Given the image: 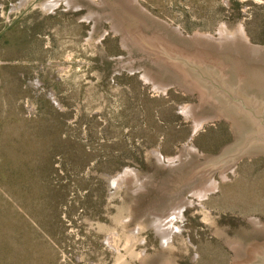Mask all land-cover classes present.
Here are the masks:
<instances>
[{"label":"rangeland","instance_id":"1","mask_svg":"<svg viewBox=\"0 0 264 264\" xmlns=\"http://www.w3.org/2000/svg\"><path fill=\"white\" fill-rule=\"evenodd\" d=\"M245 1L185 0L182 21L181 6L169 0H0V129L9 140L0 158V210L4 197L11 215L6 225L18 227L13 234L0 230V238L13 257L33 254L28 259L39 262L31 264H264V151L231 159L255 129L238 109L219 104L226 96L211 84L222 78L239 91L264 74L259 54H251L253 64L244 60L245 36L262 44L246 32ZM223 8L227 16L217 20ZM219 26L230 32L220 41L177 34L212 33ZM41 48L49 53L42 60ZM29 54L34 57L18 58ZM196 87L198 95L190 90ZM240 95L262 111L259 88ZM164 101L176 115L167 127L150 114ZM186 104H193V116ZM236 117L242 123L237 142ZM77 145L87 153L93 148L79 163ZM61 147L69 154L63 175ZM191 147L199 156L194 152L189 166L181 162L177 172L162 167ZM28 164L45 173V193L69 191L60 206L44 210L45 222L31 214L38 221L32 223L20 211L7 178L12 172L21 192L35 186L40 192L24 169ZM207 174L214 178L209 199H198L191 193ZM188 191L192 196L177 218L171 208ZM55 230V245L45 243Z\"/></svg>","mask_w":264,"mask_h":264},{"label":"trees","instance_id":"2","mask_svg":"<svg viewBox=\"0 0 264 264\" xmlns=\"http://www.w3.org/2000/svg\"><path fill=\"white\" fill-rule=\"evenodd\" d=\"M184 1L185 0H169L170 6H175V8L178 5L181 6L180 8H178L176 10V13L182 18V21L186 19V15H187V11L182 9L186 4L180 3V2H184ZM244 4L249 9V14H248L249 20L245 23V29H246L247 34L251 37V40L253 42H261L262 44H264V39L260 38V37H262L261 34H264V0H260L259 4H256L254 2H251L250 0H247L244 2ZM189 7H190V5H189ZM192 8H195V7L192 6ZM227 10L228 9L223 8L221 10V12L219 13L217 20L225 19L227 16L226 15ZM190 16L191 15H188L187 17H190ZM205 16H206V14H205ZM189 22H190V19L187 20L184 24L189 23ZM254 25L257 28L256 33L253 31ZM199 27H201V28H199ZM199 27L198 28L200 30L204 29V28H202V26H199ZM20 52H21V50H20ZM15 53H17V52H15ZM39 54L41 56V60L49 55L48 50H43L42 48L39 51ZM33 57H34V54H29L25 57L19 56L18 58L31 59ZM23 67H26V66H23ZM2 68L4 69V66ZM14 68H18V67L14 66ZM2 83H4V85H10V82L8 79H2ZM130 100L134 101L132 99V97H130ZM163 103H164L163 109H160L158 111L152 110L150 112V114L156 116L155 118H157V120L162 121L165 124V126L167 127L171 124V121L168 118H172L175 114L169 108V106H167L166 101H164ZM144 112L146 113V111H144ZM0 123L3 124V122L1 120H0ZM1 129H0V158L3 155V149L6 148L8 146V143H9V140L6 139L5 137H3ZM166 134H168L169 138L173 137L168 132ZM48 144H49L48 140L45 141V143H44L45 147H48ZM77 147H79L80 149L77 150ZM35 148H36V142L34 141V146L31 147L30 150L27 149L28 152L31 153L32 160H35L37 157ZM17 150H18V147H16V149L13 150L12 158H15ZM92 150H93V148L91 147L90 151L87 153L83 146L77 145L74 148L76 162L77 163L83 162V160H85V156H87V155L89 156V154H91ZM80 154H82V156H83L82 160L77 159V155L80 156ZM61 155H62V170L60 171V173L63 175L62 171H65V165L67 162V158L69 157V154L67 153V149L65 147H61ZM24 169L26 170V173L30 176V178L33 180V182H35V184H37L39 182L40 192H37L36 186L32 188L31 192H27V191L21 192V188H22L21 182L19 185L16 184V179L18 178V176L16 174L14 175V173L10 172L12 175L8 176L7 178H8V180H11L13 183V194L12 195L15 197L20 211L22 212V211L26 210V212L29 215V218L32 220V223H33V221H36V220H33L31 214H35L36 219L38 221L43 222V220H44V222H45L46 217H45V219L43 217L44 210H46L47 208H53L55 206H60L59 200L63 199L65 194L67 195V192L69 194V191H68L67 187H64L60 193L53 192V191L45 193L44 189H43V176L45 173L42 171V169L40 167H36L34 165H29V164L26 165L24 167ZM48 169H49V171H51V165L49 166ZM18 172H19L18 174H20V172H24V171H21V169L19 168ZM62 180H64V179H62ZM87 189L89 190V188H87ZM89 192H90V190H89ZM73 194H74V192H72L69 196L73 197ZM69 196H68V198H69ZM1 202H4V204H1V210H0V230L4 229V230H6V233L9 231L13 234L16 232L18 227L14 226V225H12L11 227H7V225H6L7 221H9L11 219V215L9 212V204L4 197L1 198ZM86 205L88 206V203H86ZM80 210L83 211L81 208H80ZM97 210L98 209L95 208L96 212H97ZM5 213H8V215H5ZM16 221L23 224L20 219L16 218ZM38 221H36V222H38ZM23 225H21V226H23ZM43 229H47L46 227H44V223H43ZM55 233H56V230L54 231V233H50V232L47 233V238H46L45 243L55 245V242H56V239H55L56 234ZM0 239H1L0 240V264H31V262H33V261L39 262V260H37V259H34V260L28 259L27 256H33V254H28V255L25 254L23 259H21V256L18 253H16L15 256L13 257L14 251L11 252V250L7 247V244H6L4 237L2 235H1ZM26 252L27 251H25L24 253H26ZM45 264H51V263L49 261H46Z\"/></svg>","mask_w":264,"mask_h":264},{"label":"water","instance_id":"3","mask_svg":"<svg viewBox=\"0 0 264 264\" xmlns=\"http://www.w3.org/2000/svg\"><path fill=\"white\" fill-rule=\"evenodd\" d=\"M143 11L146 12L144 9H141V12H143ZM147 16H150V15L148 14ZM200 33H203V32L196 30L195 32H193L191 34H184L183 32H180V35L183 37H192V38H201V39L202 38L205 39V37L220 38V36H219L220 35V26L216 29L215 32H212V33L206 32L207 34H205V35L200 34ZM223 33H227V31H224ZM206 40H212V39H206ZM245 40H246L247 45H248V53L245 55L244 60H246V62H248V63L252 62V64H253L254 58L251 55L253 53L259 54L261 56L260 59H263L264 58V44H254L250 41V39L248 37H246ZM198 64H207V63H205L204 61H199ZM188 66L195 68V71L197 72V67H195V65L193 66L190 63V64H188ZM212 66L213 65H208L205 67V69L211 74L215 73L216 75H219V73H217ZM201 71H202V69L199 72L200 76L203 77L204 80H207L208 82H210L209 80H211V79L209 77H207L205 74H203ZM257 75L259 76V80L257 82L250 83L247 86L242 85V87L240 88L239 91L237 89H231L227 84H224L221 81L222 78H219V79L214 78L216 81L211 80L213 83L210 82L212 84L213 88H216L219 92L223 93L226 96V97H224L223 100L219 99V104L224 105L226 109L231 108V107L238 109V111H240V113L244 116V118L247 119L248 124H251L252 128L255 129L253 133L248 134L246 136L244 141L238 143V144H242V146H241L240 150L236 154H234L233 157L231 158L233 161H238L244 154H246L248 152L259 153V152L264 151V102L262 103V106H261L262 111L261 110L259 111L256 106H253V103H254L253 99L249 100V99H246L245 97L240 95V92H245L246 88L249 86H251L253 88L257 87L260 89V92L263 94V99H264V74H258L257 73ZM194 77H195V74H194ZM219 77H220V75H219ZM249 104L251 106H249ZM240 127H242V123L236 117L235 124L232 125V129L233 128L235 129V133H234V129H233L235 142H237V140L239 139V137L241 135L240 130L242 128H240ZM201 156H205V155L201 154ZM175 164H177V165L172 167ZM161 165H162V167H166V169L169 170L170 172H177L176 170L180 169L179 167L183 166L180 161H178L177 163L172 161V163H170L168 165H166V164H161Z\"/></svg>","mask_w":264,"mask_h":264},{"label":"bare ground","instance_id":"4","mask_svg":"<svg viewBox=\"0 0 264 264\" xmlns=\"http://www.w3.org/2000/svg\"><path fill=\"white\" fill-rule=\"evenodd\" d=\"M150 18H151V16H149ZM153 19V18H152ZM224 31H227V32H229L227 29H225L223 26H220V38H210V37H205V39H215V40H219L220 41V39H223L225 36H226V33H223ZM180 37H181V35H180V32L179 33H177ZM200 34H207V33H200ZM229 34H230V32H229ZM232 36V35H231ZM240 37V39H242V40H244V38L242 37V36H239ZM140 38H142L141 36L139 37V41L141 42V39ZM245 38H246V36H245ZM166 39V38H165ZM198 39H201V38H198ZM233 39V38H232ZM167 40V39H166ZM197 42H201V40H198ZM162 43H165V45L167 46V48H169L170 46H172L169 42H168V44H167V42L164 40V39H162ZM155 45H158V44H156L155 43ZM165 46V47H166ZM182 46V45H181ZM180 47V46H179ZM184 49H185V47H183ZM197 67V71L198 72H200V70H201V68H199L198 66H196ZM199 88L200 87H196V88H190V90H191V92H196L197 93V95L199 94V92H200V90H199ZM202 96V94L200 93V95H199V102L201 101V97ZM199 105H201V104H199ZM186 106H187V110L190 108L191 109V111H187V113L189 114L190 113V116H193L194 114H195V112H192V110H193V108H194V106H193V104L191 105V104H186ZM189 109V110H190ZM224 117V116H223ZM226 118V117H225ZM197 120H198V122H201V119H202V117H199V118H196ZM202 122H205L204 120L202 121ZM200 124V123H199ZM194 152L195 153H197V155L199 154V152L197 151V150H195L194 149V147H191V149L190 150H181L180 152H178V155L174 158V157H172V159L170 160L171 161V163H172V161L173 160H175V163H177L178 161H180V162H183V165H187L188 164V166H189V162H190V160H195V158H193V156H194ZM199 156V155H198ZM200 157H201V155H200ZM199 158V157H198ZM166 165H168V164H170V163H165ZM177 164H175V165H173L172 167H174V166H176ZM229 168H231V169H233L234 167H233V165H231ZM221 174H224V172H220ZM208 175V179L206 180V182L205 183H203V184H200L198 187V190H197V192L195 191L194 193H191V194H193L194 196H196L198 199L200 198H203L204 197V195H206L207 196V198L209 199V193H207L208 191H209V188H211L213 185H214V178L212 177L213 175H209V174H207ZM223 176V175H222ZM190 193H189V191H188V193H187V195L185 194V196H184V198H182V199H180V200H178L179 202H177L176 203V205L173 207V208H171V211L170 212H172V215H174V214H176V215H174L175 217H179L180 215L182 216V210H183V207H186L187 205H188V203H189V197L190 196H192ZM207 199V200H208ZM186 202V203H185ZM172 215H168L170 218L172 217ZM261 227V226H260ZM259 227V228H260ZM261 229V228H260Z\"/></svg>","mask_w":264,"mask_h":264}]
</instances>
